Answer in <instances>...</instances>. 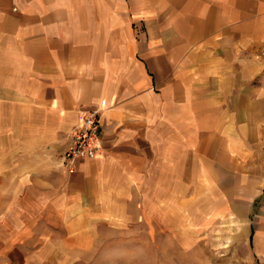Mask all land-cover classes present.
I'll use <instances>...</instances> for the list:
<instances>
[{
	"label": "crops",
	"instance_id": "obj_1",
	"mask_svg": "<svg viewBox=\"0 0 264 264\" xmlns=\"http://www.w3.org/2000/svg\"><path fill=\"white\" fill-rule=\"evenodd\" d=\"M141 191L216 194L264 264V0H0V264H56Z\"/></svg>",
	"mask_w": 264,
	"mask_h": 264
},
{
	"label": "rangeland",
	"instance_id": "obj_2",
	"mask_svg": "<svg viewBox=\"0 0 264 264\" xmlns=\"http://www.w3.org/2000/svg\"><path fill=\"white\" fill-rule=\"evenodd\" d=\"M135 27L139 30L138 24ZM153 192L141 191L140 196L126 197L120 218H110L107 226L105 221H99L98 227L93 229L92 241L81 249L70 251L56 264L243 262L238 253L245 252L247 240L232 248L228 239L242 227L231 224L222 213L212 211L216 194L186 191L181 195L185 191H156L158 195L155 196ZM260 195L248 213L250 220L264 200V191ZM254 226L251 222L250 228L255 233Z\"/></svg>",
	"mask_w": 264,
	"mask_h": 264
},
{
	"label": "built area",
	"instance_id": "obj_3",
	"mask_svg": "<svg viewBox=\"0 0 264 264\" xmlns=\"http://www.w3.org/2000/svg\"><path fill=\"white\" fill-rule=\"evenodd\" d=\"M77 125L70 132V143L63 154V162L73 171L78 159L96 157L102 148L100 111L97 108L82 109Z\"/></svg>",
	"mask_w": 264,
	"mask_h": 264
}]
</instances>
